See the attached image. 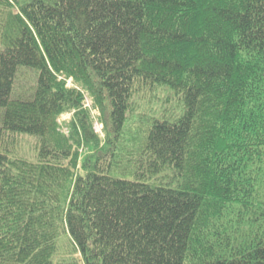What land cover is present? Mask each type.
Segmentation results:
<instances>
[{
	"label": "trees",
	"instance_id": "1",
	"mask_svg": "<svg viewBox=\"0 0 264 264\" xmlns=\"http://www.w3.org/2000/svg\"><path fill=\"white\" fill-rule=\"evenodd\" d=\"M157 88L180 115L121 155L135 95ZM0 110V264H264V0H0ZM18 136L36 162L10 156Z\"/></svg>",
	"mask_w": 264,
	"mask_h": 264
},
{
	"label": "rangeland",
	"instance_id": "2",
	"mask_svg": "<svg viewBox=\"0 0 264 264\" xmlns=\"http://www.w3.org/2000/svg\"><path fill=\"white\" fill-rule=\"evenodd\" d=\"M24 1V0H19ZM36 72L28 69H20L17 74L15 97L27 98L32 95L33 87L35 84ZM65 81L66 79L60 78ZM67 87L77 89L84 95L83 108L89 112V117L92 119L93 130L99 137L100 149L105 148L108 140V127L104 121L100 108L96 107L90 96L84 92L79 86L75 85L73 81L67 80ZM182 111V101L179 100L176 94L167 88H157L154 90H146L138 92L131 105L130 112L127 117L122 136L118 141L120 154H127L135 148L134 142L139 140L141 133L149 126L148 120L154 118H170L174 119L180 115ZM75 111L67 112L61 115L58 119L60 131L65 136H70V123L74 118ZM2 110H0V124H1ZM162 116V117H161ZM111 134V133H110ZM37 141L32 137L18 136L16 138H7L5 148L9 151L12 158H22L28 161H37ZM79 172L83 173L81 166L83 161L90 158L94 161L93 156L97 154L93 147L83 145L79 149ZM121 160V158H120ZM125 161V160H124ZM110 162V157H105L102 160V165ZM121 171L124 170L122 164L119 165ZM115 174L118 177L122 175ZM68 252V251H66Z\"/></svg>",
	"mask_w": 264,
	"mask_h": 264
}]
</instances>
